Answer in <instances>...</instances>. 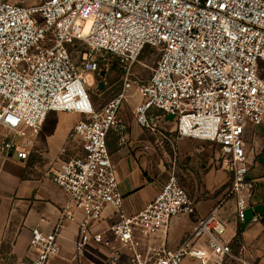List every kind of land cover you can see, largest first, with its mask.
<instances>
[{"label":"built area","instance_id":"built-area-1","mask_svg":"<svg viewBox=\"0 0 264 264\" xmlns=\"http://www.w3.org/2000/svg\"><path fill=\"white\" fill-rule=\"evenodd\" d=\"M147 51L159 58L148 80L131 70ZM116 59L121 89L96 107L89 89L104 60ZM110 63V61H109ZM135 124L155 133L154 112L171 116L178 138L213 144L229 174L226 197L244 221L255 191L245 135L264 123V0H35L0 1V153L19 150L14 136L27 138L49 112L75 113L80 121L68 142L72 153L51 171L67 196L56 228L31 231L30 257L17 264H48L59 257L58 231L82 213L75 248L66 264H81L91 244L111 250L114 264L127 251L130 264H257L225 238L221 204L202 217L175 248L161 241L174 218L192 216L196 205L176 173L175 162L155 198L139 213L118 214L105 232L93 228L122 196L108 139L128 144L126 103ZM157 147L169 139L162 136ZM170 145V144H169ZM258 218L253 217L256 222ZM0 264H10L1 259Z\"/></svg>","mask_w":264,"mask_h":264},{"label":"crops","instance_id":"crops-1","mask_svg":"<svg viewBox=\"0 0 264 264\" xmlns=\"http://www.w3.org/2000/svg\"><path fill=\"white\" fill-rule=\"evenodd\" d=\"M124 117L130 126L128 144L118 146L114 136L108 139L122 206L119 209L108 206L102 221L93 228L95 232H105V238L116 246L109 229L117 221L118 214L132 216L139 213L163 185L155 178L153 170L154 163L158 162L157 151H150L149 145L157 146V141H163L162 136L167 139L158 130V125L162 126L159 116L151 119L155 133L143 131L128 115ZM165 118L172 124L170 133L175 134L173 118ZM80 119L81 116L75 113L49 112L38 132H30L27 138L13 137L20 151L25 146L30 151L28 157L19 159L14 151L5 155L0 153V258L9 260L10 264L30 257L29 242L33 228L50 233L59 222L67 196L52 182L51 171L65 158L62 148L66 147L69 154L73 152L75 146L68 142V137ZM245 142L255 191L242 222L235 216L234 201L226 197L224 187L229 182V174L220 167L218 149L211 143L178 138L176 134V153L172 159L180 181L196 205V213L174 218L167 234L160 235L162 242L175 248L202 217L221 204L218 214L226 222L225 238L232 242L234 250L243 246L250 259L264 264V123L249 128ZM255 216L258 220L253 222ZM81 218L82 213L77 212L74 221L63 222L58 231L59 257L48 264H66L70 259ZM123 253L115 264H130L127 251ZM81 264H114V258L107 247L91 244ZM183 264L199 262L187 259Z\"/></svg>","mask_w":264,"mask_h":264},{"label":"rangeland","instance_id":"rangeland-1","mask_svg":"<svg viewBox=\"0 0 264 264\" xmlns=\"http://www.w3.org/2000/svg\"><path fill=\"white\" fill-rule=\"evenodd\" d=\"M0 1H9L12 3H24L26 5L35 3V0H0ZM158 58L159 56L156 53L147 51L139 58V62L133 66L131 73H133L134 76L140 78L142 81L148 80ZM109 61L110 63L108 67H106L107 75L105 76V78L101 79L99 76L96 77L94 83H92L89 89V96L96 107L102 106L106 101L112 98L121 89L122 72L118 66L116 59L112 58ZM100 82L104 83V88L102 90H99ZM137 103L138 101L136 100L135 97L134 99L130 100L129 103L125 104L123 114L128 115L130 120L133 119L132 110ZM153 116L160 117L158 118V120L161 122L162 126L159 127L158 125V130L163 135H165L167 139L171 141L170 143L165 144L164 149H161L157 146L149 145V150L153 152L157 151L158 154L157 157L158 162L157 164L154 163L153 166L154 168L153 170L155 172L154 173L155 178L159 179L161 183L164 184L169 178V175L173 168L172 158L176 153V135L170 133L171 131H169L170 130L169 126L172 127V124L168 123V120H166L165 116L162 113L154 112ZM141 129L145 131L144 128ZM158 149H160L161 151L159 152ZM227 185L228 183L224 187L225 190L227 188Z\"/></svg>","mask_w":264,"mask_h":264},{"label":"water","instance_id":"water-1","mask_svg":"<svg viewBox=\"0 0 264 264\" xmlns=\"http://www.w3.org/2000/svg\"><path fill=\"white\" fill-rule=\"evenodd\" d=\"M109 58H110V55H108L107 59L103 61L104 68L99 73V77L101 79L105 78V76L107 75L106 67H108V65H109ZM103 88H104V83L100 82L99 83V90H102Z\"/></svg>","mask_w":264,"mask_h":264},{"label":"trees","instance_id":"trees-1","mask_svg":"<svg viewBox=\"0 0 264 264\" xmlns=\"http://www.w3.org/2000/svg\"><path fill=\"white\" fill-rule=\"evenodd\" d=\"M102 66V69L104 68L103 63L100 64Z\"/></svg>","mask_w":264,"mask_h":264}]
</instances>
